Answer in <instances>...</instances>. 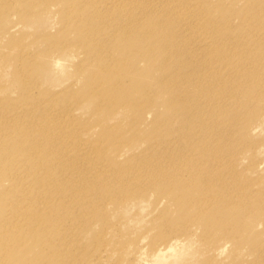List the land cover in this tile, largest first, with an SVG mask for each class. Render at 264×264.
<instances>
[{
	"label": "rangeland",
	"instance_id": "374dc122",
	"mask_svg": "<svg viewBox=\"0 0 264 264\" xmlns=\"http://www.w3.org/2000/svg\"><path fill=\"white\" fill-rule=\"evenodd\" d=\"M82 3L0 0V264L12 241L30 263L264 264L261 68L235 69L243 61L232 57L229 69H202L198 78L216 85L197 101L218 97L213 111L178 113L166 85H136L164 69L144 75L146 59L133 69L121 54L139 39L121 38L134 25L131 0ZM199 4L225 10L219 20L247 30V46L264 33V0H189L177 32L192 47L224 42L203 30L210 16L193 14ZM110 11L107 35L86 24ZM86 28L97 43L89 51Z\"/></svg>",
	"mask_w": 264,
	"mask_h": 264
},
{
	"label": "bare ground",
	"instance_id": "6f19581e",
	"mask_svg": "<svg viewBox=\"0 0 264 264\" xmlns=\"http://www.w3.org/2000/svg\"><path fill=\"white\" fill-rule=\"evenodd\" d=\"M83 1L90 2L93 0H69V4L82 3ZM163 1L164 0H162V3ZM169 1L172 2V7H163L161 11L154 9L155 5H159L158 3L151 2L148 4L151 8H147L143 0H131V4L125 8L134 13L133 19L131 20L134 25H131L130 27H123L121 30V38L122 36L123 38H131L138 35L139 39L132 40L133 44L130 46H124L123 50H121V54H123V51L130 54L134 60V63L132 64L133 69H136L139 59H146L147 64L143 70L144 75H150L154 69H164L156 70L152 73L156 76V82L149 80L144 81L146 82L144 85L139 82L136 83V85L143 87L150 86V88L158 83H160V85H166L165 89L171 99L170 102L172 104V108H174V110L178 113L185 111L187 114L190 110L189 108H193L195 104L198 111H206L209 107L207 112H211L214 109V104L218 100V97L210 101H197L199 97L207 96L213 92L215 90L214 85H216V83H207L204 82V79L198 78V72L202 69L209 70L210 74L214 75L216 71L211 69H229L227 64L230 63L232 61V57H234L239 61H243V63L237 64L235 69H247V67H255L254 65H256L261 68L259 71L264 73V33L260 32V36L253 41L252 45L247 46V34H242L247 30L241 29L240 26H230L227 24L226 20H219L220 16H222L221 18L229 16L228 13L225 15V10L220 8L221 10H218L219 14L217 16L216 14L218 11H215L213 8H210L205 4L204 6L199 4L192 9L193 14L198 15L199 17H202V15L207 16V11L205 10L207 9L210 16V18H205L204 21L206 25L203 27V30L211 31V35L212 33H216L215 36L217 35L224 42L217 43L212 40V42L207 45L206 49L192 47L186 38H180L178 35L179 28L181 27L183 20L182 17L185 11L189 9V0ZM95 4L93 3L92 5ZM73 5L71 6L74 7ZM245 9L247 10V8ZM174 11L177 14L174 13ZM117 13L118 12L112 13L111 11L109 13L103 12L101 15L91 13V16L87 19V22L90 23H85H96L97 27L92 28L93 31L102 27L104 30L100 29L99 31H101L100 33H102L101 36L103 37L108 34V29H110V26L114 24L116 19H113L112 16ZM245 13L247 12L243 11V14ZM118 19L122 20L124 17H120ZM165 20L171 22V28H169L170 23H165ZM176 24H178L177 29ZM103 25L105 26L103 27ZM75 26L80 32L83 31V28L78 27V25ZM238 27H240V30H238ZM224 28H228V30H225ZM86 33L87 34L85 36L83 35L84 43L82 42V44L85 49L89 51L93 49L97 43H94V40L93 43L90 41L89 44H87V39H90L91 37V33L88 28H86ZM148 41L149 43H145ZM247 61L252 64L247 65ZM216 62L219 63V67L215 65ZM260 72H258V74H260ZM255 76H257V73L252 69L247 71V82ZM257 80H262L264 82V77L262 76ZM222 81H224L225 84L227 83V80ZM261 87L262 88L257 89L254 100L257 98L256 101L264 103V84H261ZM123 88L124 87L122 85L118 89ZM128 90L130 89L128 88ZM251 90L254 91L255 89L250 88L247 91ZM152 92L153 91H150V93ZM126 95L127 96L124 98L129 103L130 98H128V96L130 94L126 92ZM115 106H117L116 103H114L113 107ZM258 112H264V105L260 106ZM231 113L235 116H239L240 111L232 110ZM214 114L217 115L219 112L216 111ZM235 116L233 118H235ZM190 197H192L191 194L185 193L182 202H185L186 204L189 203ZM212 216V214L207 216L209 223H212L213 221ZM245 221L246 222H242L240 225L241 229L246 223L248 226V224L253 221V218H246ZM38 240L39 237L30 241H25L24 244H37ZM9 245L10 249L8 251H6V249L3 250L8 255L5 258V261L9 264H49L43 259L31 260L32 263L29 261H23L22 258L19 257V254H22L20 248L21 244L17 241H12ZM3 247L5 246L0 244V251ZM176 247L177 243L174 242L168 249H176ZM261 249H264V246H262ZM160 251H162V253L160 252L158 255L165 257V251ZM51 263L53 264L54 261H51Z\"/></svg>",
	"mask_w": 264,
	"mask_h": 264
}]
</instances>
